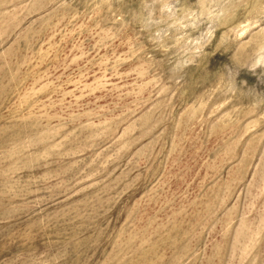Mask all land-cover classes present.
I'll return each mask as SVG.
<instances>
[{"label":"rangeland","instance_id":"obj_1","mask_svg":"<svg viewBox=\"0 0 264 264\" xmlns=\"http://www.w3.org/2000/svg\"><path fill=\"white\" fill-rule=\"evenodd\" d=\"M261 48L264 0H0V264H264Z\"/></svg>","mask_w":264,"mask_h":264},{"label":"clouds","instance_id":"obj_2","mask_svg":"<svg viewBox=\"0 0 264 264\" xmlns=\"http://www.w3.org/2000/svg\"><path fill=\"white\" fill-rule=\"evenodd\" d=\"M171 11V5L168 4V3H164L162 8H161V11ZM216 12L215 11H212V12H209L208 15L209 16H212V15H215ZM260 53H264V48H261L260 50ZM185 66H188V65H185ZM257 68H264V54H260L257 56L255 62H254V67L251 68L250 70L255 72V70Z\"/></svg>","mask_w":264,"mask_h":264}]
</instances>
